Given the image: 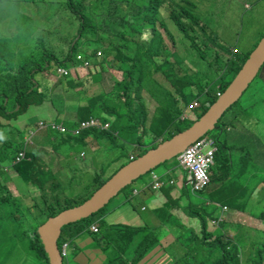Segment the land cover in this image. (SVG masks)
Returning <instances> with one entry per match:
<instances>
[{
    "label": "trees",
    "instance_id": "16d2710c",
    "mask_svg": "<svg viewBox=\"0 0 264 264\" xmlns=\"http://www.w3.org/2000/svg\"><path fill=\"white\" fill-rule=\"evenodd\" d=\"M37 1H42L51 8L49 21L51 22L50 30H52L46 33L44 25L35 28L37 33H42L40 40L37 41L38 44H55L68 40L70 44L62 57L63 61L68 62L74 58L75 64L80 65L94 58L95 64L101 66V70L94 73L101 75V78L108 71L107 65L116 69L113 74L121 75L120 80L114 79L109 94L101 91L89 97V100L88 97H83L86 96L84 91L77 90L78 87L81 88L82 81L70 74L66 75L69 79L65 81L66 86H70L69 89L73 90L70 94H73L74 103H78V111L83 116L82 118H87L90 114L104 122L110 119L111 127L107 130H96L94 137L98 139L102 134L114 142L118 137L125 140L123 137L125 133H134L135 130L142 128V135L138 137L139 141L132 142L140 146L141 138L144 141L143 138L149 133L154 135L152 129L157 128V124L164 130L173 124L178 126L180 123H186L184 128L190 126L195 120L177 122L181 113L178 108L179 101L182 100L188 105L193 100L204 96L206 102L201 103L198 108L202 109L197 116L198 119L208 110L207 103H212L218 98L216 88L219 86L224 91L228 87L260 40L247 53L239 47L236 48L237 53L232 50L233 56L225 60L222 74H219L212 82L207 80L203 84L200 78L202 72L198 64L200 52L202 47L208 44V39L215 43L213 38H217L218 34H214L209 25L204 24L196 13L188 9L192 3L191 0H17L16 2L0 0V5H5L7 8L15 7L19 10L22 5ZM59 17L62 20L56 21ZM195 20L196 23L193 22ZM147 33L150 34L149 37L142 39L141 35ZM27 38L30 41V30ZM74 40L76 41L73 44ZM95 44L98 46L94 48ZM192 53L197 56L194 66L185 62L186 56ZM110 56L113 58L110 59ZM26 57L25 62L11 77L16 92L12 110L4 104V99L0 102V113H9L10 116L19 114L33 100L40 103L45 97L43 86L40 85V81L39 83L34 81V76L48 69L47 65L50 60L58 62L59 57L53 51L46 49L29 50ZM46 60L49 61L45 63ZM4 67L7 72L12 70L7 65ZM66 67L70 68V66ZM159 71L165 75L170 86L166 87L152 79L153 73ZM226 76H230V79L226 80ZM255 80L261 81V85L255 91L250 90L249 96L258 93L261 88L264 89V64L252 83ZM59 83L58 88H61L63 81L60 79ZM251 84L233 105L243 98ZM157 85V92L153 93ZM191 88L197 89V92ZM143 92L158 103L155 115L149 122L150 130L146 129L149 110ZM51 93H57L55 87ZM260 100L264 101V94ZM256 101L245 104L244 108L235 109L232 112L234 115L230 118L237 122V127L234 128L237 132L232 135L233 141L237 137H245L243 134H246L244 129L247 127L244 120L253 118L251 109ZM17 106L19 109H16ZM86 109L89 114L85 112ZM230 126H232L231 123ZM181 130L183 128L177 129V131ZM123 131L126 132L123 133ZM221 131L216 136V140L222 143L221 149L227 145L231 150L233 146L228 145V141L222 138L225 135L223 136L224 130L221 129ZM54 133H56L55 137L59 136L58 140L62 136L70 142L72 144L70 148H75L78 143H86V134L74 135L70 132L58 134L56 130ZM208 134L214 136L213 130ZM151 146L153 148L157 144L152 142ZM24 149L26 145L22 138L21 142L14 145H7V143L0 145V259L5 262L7 256L14 253L18 255V260L13 264H50L49 256L38 233L39 226L50 216L85 201L95 189L99 188L127 162L110 175L106 174V170L94 172L93 183L86 186L85 195L73 204L70 197L62 196L63 179L47 170L40 155L41 148L26 150L25 159L16 161V155ZM262 155L264 157V152ZM228 163L231 165L230 157H228ZM7 165L12 166L19 173L18 178H21V181L17 179L20 190L18 195H14L8 185L11 176L8 170H5ZM78 166L79 163L74 168ZM75 174L76 172L72 177ZM50 176L55 179V182L49 178ZM80 179L79 176V181ZM205 190H202L200 194L206 192ZM183 194V200L187 197V200H191L189 190ZM22 196L31 199L33 203L25 204ZM129 196L130 194L127 195ZM209 200V198H204L201 203L185 201L182 206L183 211L188 216L200 220L201 230L200 233H195L192 229L181 225L184 232L175 235V240L171 244L163 238L162 231L164 224L168 221L170 210L173 208V201L165 202L162 208H156L157 213L166 210V215L162 217L165 219H161L162 227L151 229L148 225L145 226L143 232L135 231V225L109 223L103 217L83 222L88 219L87 217L69 223L62 228L58 245L61 249L66 242L68 245L73 244L74 248L63 256V264H75V256L86 249L88 242L89 248L97 249L96 251H99L97 254H102L98 256L99 263H93L90 260L88 264H156L154 257L170 259L173 264H263L261 261L264 258L262 256L264 242L257 244L255 257L249 255L245 261L240 254L242 252L241 239L234 241L232 238H226L223 232H213L209 227V222L213 219L211 211L214 213L216 208L208 210ZM226 200L228 199H223L224 202ZM232 204V202L228 203L230 206H233ZM262 216L264 217V211L260 218ZM96 220L100 222L97 232L91 230V225ZM187 232L191 236H187ZM81 235L82 238H80ZM244 236L247 237V235ZM77 240L80 242L78 243ZM198 247L202 248V255H205L203 260L195 252V249L199 251Z\"/></svg>",
    "mask_w": 264,
    "mask_h": 264
},
{
    "label": "rangeland",
    "instance_id": "374dc122",
    "mask_svg": "<svg viewBox=\"0 0 264 264\" xmlns=\"http://www.w3.org/2000/svg\"><path fill=\"white\" fill-rule=\"evenodd\" d=\"M9 1L16 2L17 0ZM191 1L192 3L188 6V9L196 13L204 24L209 25L214 34H218L217 38H213L215 43L208 39V44H212V46L202 47L200 52L201 55L199 56L200 60L198 61V64L200 65V72H202L200 74V78L203 80L204 84L207 80L212 82L219 74H222V67L224 66L226 52L228 51L229 46L234 45L236 48L241 47L242 50H245V53H247L249 52L248 50L263 37L264 0ZM50 15L51 8H49L46 3L43 4L42 1L22 5L19 10L15 7L7 8L5 5H0V102L5 99L4 104L7 105L8 109L12 110L11 108L13 107L16 92L14 90V83L11 80V77L12 74L17 72L18 68L25 62L26 58H29L28 55L26 57L27 51L46 49L53 51L59 57L58 62H53L52 60L48 62L49 60H46L45 63L48 62V69H45L42 73H37L36 76H34V81L38 83L40 81V85L44 88V101L39 103L38 101L33 100V102H31L25 110L13 116H10L9 113H0V145L3 143H7V145H14L19 141L21 142L22 138L25 142L26 150H35L38 147L41 148L42 151L39 153L47 167V170L50 173L57 174L61 179H63L62 196L70 197L72 203L76 204L80 198L85 195L87 191L86 186L91 182L93 183L95 171L99 172L101 170H106L107 174H111L123 163L131 161L127 158V153L130 149L128 143L139 141L138 137L142 135V128L135 130L134 133H125L126 131H123V133H125L123 135L125 140L122 137H118L116 140L118 143L117 145H113L112 141L104 137L102 134L99 135V139H90L84 144L78 143L75 148H70L72 144L67 142L64 137L60 136V140H58L59 136L55 137L56 133H54V130H56L58 134L68 132L72 133V130L80 128L81 121L85 119L82 118L83 116L81 114H79L78 103H74V97L70 94L73 90L69 89L70 86H66L65 81L69 78L59 72V67H71L69 68L71 71L69 74L73 77L78 76V80L83 82L79 90L84 91L86 96L83 97H88V100L89 97L101 91L109 94V90L114 84V79L116 76L121 75L113 74L116 69L107 65L109 72H105L101 78V75L94 73L101 70L100 65L96 67L94 66V63H92L90 71L87 73V69H84V67H82L81 71L77 69L78 66H76L74 58L68 62L63 61L62 57L68 50V44H70L68 40L59 41L55 44H38L37 41L40 40L42 33H37L35 28L40 25H44L46 27V33L52 31L50 30ZM61 20V17H59L56 21ZM193 22L196 23V20ZM15 23H17V25ZM29 30L30 41H28L27 38ZM149 35V33L141 35V38H148ZM75 41L76 40L73 41V44ZM97 46L98 44H95L94 48ZM112 58L113 56H110V59ZM194 59L195 57L192 53L186 56L185 62L190 64ZM5 65L12 68L11 71L8 70L9 73L5 70ZM60 79L63 81L61 88L64 90V95L63 90L58 88L60 85ZM152 79L158 83H161V80L165 86H169L168 80L162 74L153 73ZM225 79L229 80L230 76H226ZM260 85L261 81L255 80L243 98L237 104H232L233 106L231 105V108L229 107L230 109L226 111L220 122L217 123L216 129L213 130L215 137L222 132L221 129L224 130L223 134L225 135V131L227 130L226 127L227 125H230V123L233 129L237 127V122L231 120L230 118L231 115H234L232 112L235 109L244 108L245 104H249L257 100L251 109L252 113L255 115L252 119L250 118L248 120H244L247 127L244 131L248 132L251 129L252 132L260 137L259 141L261 138L264 139V101L260 100L261 96L264 94V89L261 88L260 91L253 96L248 95L250 90L255 91ZM54 87L57 93H52L51 95V91ZM205 87H207V84H205ZM38 89L42 93L39 87ZM157 89L158 85L155 90H153V93L157 92ZM191 89L194 92H197V89ZM218 92L221 94L218 95ZM216 94L220 97L223 92L217 87ZM175 96H177V94H175ZM144 97L146 98V94ZM47 98H49L51 102L47 101ZM149 99H144L145 103L149 110H154L156 103ZM51 104H53L55 108L51 107ZM207 105L208 107L211 106L210 103H207ZM182 106L185 105L182 104ZM16 109H19V106H17ZM201 110L202 109H198L197 112H200ZM85 112L88 113V110L86 109ZM93 115H96V113H93ZM89 116L91 115L89 114L88 117ZM151 119L152 117L150 120ZM41 122L44 125H42ZM157 125V128L152 129L154 134L158 136L155 144L169 138L172 133L178 132V128L185 129L184 127L186 126V123H180L170 132H168L167 129L164 130V128L159 124ZM61 126H64L67 130L65 132L62 131ZM96 130H102V128L98 126L82 129V134H86V137L93 138ZM159 134H161V136H159ZM162 135L164 138H161ZM230 135H233L232 132H230ZM257 135L252 136V138L257 137ZM159 138L161 139L159 140ZM143 140L145 144H150L152 141L151 137L148 135L143 138ZM49 141H51V143H49ZM140 141H142V138ZM256 143H254L256 145H253L252 147L259 144V142ZM220 145L222 144L216 140L217 152L215 159L218 153H221V158L227 163L226 157H230L233 153L228 154L224 147L221 149ZM151 148L152 146L146 148L145 151H148ZM139 152H141V149ZM117 157L120 158V161L116 163L115 159ZM239 157V154L234 155L233 161L236 162ZM77 163H79L78 168H74ZM217 164L218 162L215 160L213 169L210 171L211 183L212 178L215 177V166ZM260 166L261 169L264 168V161L260 163ZM154 169L158 172L164 171V179L167 185L169 184L170 178H174L178 184H181L184 180H189L187 177L189 175L188 171L184 170L178 164L176 158L168 159L157 165ZM5 170H8L7 172L11 176V192L14 195H18L20 190L17 187L16 180L19 173L9 165H7ZM74 172H76V174L72 177ZM151 173L152 172H147L135 179L131 184L127 185L116 196H114L110 202L102 208V210L95 212L96 214L94 213V216H92V214L88 217V219H85V221L83 220V222L103 217L109 223H125L135 225V231L137 232H143L146 228L145 226L148 225L151 229L162 227V220L165 219V217L162 218L161 221H158L154 217L151 212H153L154 207H157V201L151 194L152 191L150 189H144L150 186ZM79 176L81 178L80 181ZM49 178L55 182V179H52V176ZM231 179L232 178L227 179L226 177H222L220 182L223 184ZM18 181H21L20 177L18 178ZM186 186L185 191H190V183ZM232 186L233 188H227L224 190L221 197L223 199H228L232 203H235L237 199L242 198V200L247 203L246 207L251 206L250 208L253 215H249L247 212L244 213L239 209H230L229 211L224 210L227 207L224 206L223 209L221 206L213 203L212 199L207 202L208 210L213 207L216 208L214 213L211 211L213 218L211 222L213 224V232H223L226 238H232V240L237 241L235 237L237 225L243 227V232L247 235V240L246 242H243V244L241 243L242 252L240 254L246 261V258L249 255L252 257L255 255L257 244L264 242V217L262 216V218H260L261 213L264 211V197L262 200L263 202L257 204L259 200L257 191H248V194H245V190L238 188V179H234V184H232ZM29 189H31V186H29ZM97 189H95L93 193ZM133 189L140 190L139 195L134 196L132 200H129L130 198L126 199L128 194H132ZM143 190H146L147 192V194H145L146 197L141 195ZM205 191L206 192L203 194L192 193L189 197L191 200H188L187 202L189 203L193 201L194 203H201L204 198H211V188ZM147 197L151 198V200L144 199ZM22 198L25 204L33 203L31 199L24 196H22ZM187 198L185 200H187ZM125 200L127 203L123 204ZM142 206H144L145 209H143ZM233 207L234 205L231 206V208ZM220 210L225 211L224 214H222V218H220ZM238 213L244 214L245 219L243 222H240L237 218ZM130 215L134 216L137 220L140 218L143 220L140 222H129L128 218ZM94 222H96L97 225L100 224L98 220ZM259 223H261L260 226H258ZM181 225H185L187 228L192 229L195 233H200L201 223L198 218L188 216V214L182 210V206L173 207L170 210L168 221L164 224V229L162 231L163 238H165L169 244L175 240V235L179 234V232H184L183 228L181 229ZM187 236H191V234L187 232ZM82 237L83 236L81 235L80 238ZM88 240H90V238ZM77 242L79 243L80 241L77 240ZM87 245L90 246L89 242ZM88 246L85 250L75 256L74 259L78 264H88L90 260L93 261V263H99L98 256H101L102 254H97L99 252L96 251L97 249L89 248ZM73 248L74 245L70 244L68 252H70ZM201 249V247H198L199 251L195 249V252L198 253L200 259L203 260V256L205 255H202ZM262 256H264V252H262ZM16 260H18V255L12 253L7 256L5 262L0 259V264H13ZM153 260L156 264H173L170 259L165 260L162 257H154ZM261 262L264 264V258Z\"/></svg>",
    "mask_w": 264,
    "mask_h": 264
},
{
    "label": "crops",
    "instance_id": "0c3cea01",
    "mask_svg": "<svg viewBox=\"0 0 264 264\" xmlns=\"http://www.w3.org/2000/svg\"><path fill=\"white\" fill-rule=\"evenodd\" d=\"M169 46L171 45V44H168ZM212 46V44H205L203 47H209V46ZM234 51L235 52V50H236V52L235 53H237V49H236V47L234 46V45H231V46H229V49H228V51L226 52V59L227 58H230L231 56H233V54H231V51ZM240 50H242V48L240 47ZM98 54L100 55V51L98 52ZM194 57H195V59H196V55L194 54L193 55ZM92 59V61L91 60H86L84 63H81L80 65H76V66H78L77 67V69H79V71H81L82 70V67H84V69H87V73H89V71H90V67H91V65H92V63H94V66H98V65H96L95 64V59L94 58H91ZM192 60L191 61V66H194V62L196 61V60ZM194 69H195V67H193ZM162 74L164 77H165V75L162 73V72H157V74ZM82 75L84 76V74L82 73ZM78 77V76H77ZM77 77H74V78H77ZM116 78L117 79H121V76H116ZM233 80V79H232ZM160 84H162V85H164L165 86V84L160 80ZM95 85H98V84H95ZM170 86V85H169ZM167 87V86H166ZM218 88H219V86H218ZM62 89V88H61ZM78 89H80V87H78L77 88V90ZM63 90V89H62ZM219 90H221L220 88H219ZM222 92H224L223 90H221ZM98 93H100V92H98ZM98 93H96V94H98ZM146 94V98H148L149 99V95L147 94V93H145V92H143V96ZM51 95H52V93H51ZM63 95H64V90H63ZM71 95H73V94H71ZM216 96L218 97V95L216 94ZM36 97H38V96H36ZM145 97H144V99H146ZM53 99V98H52ZM218 99V98H217ZM216 99V100H217ZM47 101H50L49 100V98H47L46 99ZM54 100V99H53ZM149 100H152L153 102H155L156 103V106H155V108H154V110H149V108H148V110H149V113H148V116H149V120H150V118L152 117H154V115H155V112H156V109H157V107H158V103H157V101L154 99V98H151L150 97V99ZM215 100V101H216ZM41 101H44L43 100V98L41 99ZM195 101H197V106L195 107V108H190L189 107V105L190 104H192L193 102H195ZM214 101V102H215ZM51 102V101H50ZM203 102H206V98L204 97V96H202V98H198V99H195V100H193L190 104H185L182 100H180L179 101V103H178V108H179V110L181 111V113L179 114V118L177 119V122H180V121H186V120H196L197 119V116H198V114L200 113V112H197V109L198 108H200V106H201V103H203ZM214 102H212V103H210L211 105L214 103ZM182 104H184L185 106H182ZM51 107H53V108H55L54 106H53V104H51ZM193 109V110H192ZM227 111V110H226ZM225 111V112H226ZM224 112V113H225ZM62 115V114H61ZM224 115V114H223ZM222 115V116H223ZM252 115L254 116L255 114L254 113H252ZM91 117H94V118H96V119H99L102 123H105L103 120H101L100 118H98V117H96V116H90V117H87V118H85V119H89V118H91ZM85 119H83V120H85ZM221 119V118H220ZM107 122H109L110 123V119H109V121H107ZM220 122V120L218 121V123ZM250 123V122H249ZM228 126H230V125H227V127H226V131H225V137H222V138H224V139H226V141H228V145H231V146H233L232 148H231V150H229L228 149V147H227V145H226V147H224L225 148V150L228 152V154L230 153H233L231 156H230V164L231 165H229V163H228V156L226 157V159H227V163L224 161V159H222L221 158V153H218V155H217V157H216V159L215 160H217V162H218V164L215 166V177L214 178H212V183L210 184V186L208 187V188H211V194H210V196H211V198H209V199H212L213 200V202L214 203H216L217 205H219V206H221L222 208L225 206V207H227L226 209H224V210H227V211H229L230 209H239V210H242L244 213H246L247 212V214H249V215H253V213H252V211H251V206H249V207H246V202H244V200H242V198H239V199H237V201L235 202V203H233V205L235 206V207H233V208H231V206L230 205H228V203H230L228 200H226V202H224L223 201V198L221 197V194H222V192L224 191V190H226L227 188H233V186H232V184H234V179H238V184H239V186H238V188H240V189H243V190H245V194H248V191H251V192H254V191H257V193H258V195H259V200H258V202H257V204H259V203H262L263 201V197H264V168L263 169H261L260 167V163L261 162H263L264 161V157H262L263 155H262V152H264V139L263 138H261L260 139V141H259V136L257 135V134H255L254 132H252L251 131V129L248 131V132H246V134H243L245 137H243V138H235V140L233 141L232 139V136L230 135V132H232V134L233 133H235V132H237V131H235L234 129H233V127H228ZM41 127H43V126H41ZM92 127H98V125H96V126H92ZM111 127V123H110V126L108 127V128H102V129H109ZM177 127V124H173V125H171L169 128H167V130H168V132H170L173 128L175 129ZM77 129H79V132L77 133V134H74L73 132V134L74 135H81L82 134V129H86V128H77ZM146 129L147 130H150L149 129V121H148V123H147V126H146ZM179 132V131H178ZM178 132H176V133H178ZM154 133V132H153ZM176 133H174V134H176ZM173 134V135H174ZM172 135V136H173ZM255 135H257V137H253L252 138V136H255ZM87 136H89V135H87ZM148 136H150L151 137V139H152V141H151V143L153 142L154 144L156 143V140H157V138H158V136L156 135V134H152V133H149L148 134ZM159 136H161V134H159ZM171 136V137H172ZM213 136V135H212ZM223 136H224V134H223ZM93 137V136H92ZM161 138H164V136L162 135V137ZM161 138H159V140L161 139ZM170 138V137H169ZM213 138L214 139H216V137L215 136H213ZM90 139H94V140H97V138H95V137H93V138H91V137H85V141H88V140H90ZM99 139V138H98ZM168 139V138H167ZM117 140V139H116ZM166 140V139H165ZM111 141H112V143H113V145H117L118 143L117 142H114L112 139H111ZM162 141H164V140H162ZM161 141V142H162ZM256 142H259V144L257 145V146H255V147H252L253 145H256L257 143ZM87 143V142H86ZM151 143L150 144H145L144 143V141H141V145L139 146V145H137L136 143H128L129 145L128 146H130V149H129V151H128V153H127V158L129 159V160H133V159H135L137 156H139V155H141V154H143L144 152L143 151H145L146 150V148H149L150 146H151ZM254 143H256V144H254ZM159 144V143H158ZM157 144V145H158ZM222 144V143H221ZM251 145V146H250ZM140 149H141V152H139L140 151ZM81 151H83V150H81ZM143 152V153H142ZM146 152V151H145ZM220 152H221V149H220ZM237 154H239V159L235 162V161H233V156L234 155H237ZM259 154V155H258ZM173 158H176V161L178 162V164L180 165V163H179V160H178V157L177 156H175V157H173ZM120 161V158L119 157H117L116 159H115V162L117 163V162H119ZM128 162H130V161H128ZM127 162V163H128ZM126 163V164H127ZM125 165V164H124ZM214 165V164H213ZM213 165H212V167H211V170L213 169ZM123 166V165H122ZM121 166V167H122ZM181 166V165H180ZM120 167V166H119ZM118 167V168H119ZM120 167V168H121ZM117 168V169H118ZM119 168V169H120ZM118 169V170H119ZM117 170V171H118ZM253 170V171H252ZM116 171V172H117ZM153 172V173H155V174H157L158 175V177H159V179L163 182V185L160 187V188H158V189H154V188H152L151 186H148V188H144V189H150L151 191H152V195H153V197L156 199V201H157V204L159 205H157V207H154L153 208V212H151V213H153V215H154V217L158 220V221H161V219H162V217L163 216H165L166 214V210H162V211H158V213L156 212V208H162L163 207V205H164V203L165 202H169V201H173L174 202V204H173V207H181V206H183L184 205V203H185V201L187 202L188 200H183L182 199V197L184 196V192H185V187H187L186 185L189 183L187 180H184V182H182L181 184H178L177 183V181L174 179V178H170L169 179V184L167 185L166 184V181H165V179H164V177H165V175H164V171H161V172H158V171H156L154 168L153 169H151V170H149L148 172ZM96 172V171H95ZM115 172V173H116ZM107 174V173H106ZM107 175H110V174H107ZM151 177H152V173H151V175H150V181H151ZM188 177V179H189V175L187 176ZM222 177H226L227 179H229V178H232L231 180H228V181H226L225 183H223V184H221V182H220V179L222 178ZM18 179V178H17ZM17 181V180H16ZM107 181V180H106ZM105 181V182H106ZM11 182L12 181H10L9 183H8V185H9V187H10V184H11ZM133 182V181H132ZM17 187H18V183H17ZM135 191H136V193H135ZM139 192H140V190H136V189H133V191H132V194H130V196L129 197H126V199H129V200H132L133 198H134V196H136V195H139ZM190 193L192 194V192H191V190H190ZM145 194H147V192H146V190H143L142 192H141V195L143 196V197H146L145 196ZM217 197H218V199H217ZM216 198V199H215ZM144 199H149V200H151V198H149V197H147V198H144ZM222 200V201H221ZM152 202H154V201H152ZM127 203V201L125 200L124 202H123V204H126ZM222 203H224V205H221ZM142 208L143 209H145L144 208V206H142ZM183 210V209H182ZM224 210H220V214H221V216H220V218H222V214H224ZM239 212V211H238ZM237 218L239 219V221L240 222H243L244 221V219H245V216H244V214L243 213H238V215H237ZM150 219V218H149ZM192 219V218H191ZM141 220H143L142 218H140V219H136L134 216H132V215H130L129 216V218H128V221L129 222H140ZM212 221H210L209 222V227L210 228H212V230H213V224L211 223ZM93 223H96V222H93ZM260 224L261 223H259L258 224V226H260ZM257 226V227H258ZM259 228V227H258ZM176 233V232H175ZM244 235H246V234H244V232H243V227H240V225H237V229H236V234H235V237H236V239H241V241H242V244H243V242H246V240H247V237H245ZM174 236V235H173ZM175 237V236H174ZM202 253V252H201ZM85 257V256H84ZM84 257H83V259H84Z\"/></svg>",
    "mask_w": 264,
    "mask_h": 264
},
{
    "label": "water",
    "instance_id": "95a60500",
    "mask_svg": "<svg viewBox=\"0 0 264 264\" xmlns=\"http://www.w3.org/2000/svg\"><path fill=\"white\" fill-rule=\"evenodd\" d=\"M264 64V36L251 51L242 68L230 82L223 94L190 126L160 142L145 153L123 165L92 195L80 204L68 207L50 216L38 228V233L49 256L50 264H63L58 245L62 228L102 209L110 200L132 181L155 168L160 163L180 154L189 144L216 129L224 112L239 100Z\"/></svg>",
    "mask_w": 264,
    "mask_h": 264
},
{
    "label": "built area",
    "instance_id": "2783aa9c",
    "mask_svg": "<svg viewBox=\"0 0 264 264\" xmlns=\"http://www.w3.org/2000/svg\"><path fill=\"white\" fill-rule=\"evenodd\" d=\"M60 73L67 74L68 71L65 68L58 69ZM221 93L218 92V95ZM197 101L189 105L190 108H195ZM42 123V122H41ZM42 125H44L42 123ZM98 125L101 128H108L109 122L102 123L99 119L91 117L89 119L82 120L80 123L81 128H89ZM62 127V131H66L67 128ZM74 134L79 132V129L72 130ZM217 152L216 139L211 136H202L190 145H188L178 156L181 167L188 171L189 180L192 193H199L208 188L211 184V167L215 162V155ZM26 157V149L19 151L16 160L20 161ZM163 185V182L159 179L158 175L152 172L150 186L154 189H158ZM206 188V189H207ZM136 193V191H135ZM91 229L98 231L99 227L96 223L91 225ZM66 245L63 247V254H66Z\"/></svg>",
    "mask_w": 264,
    "mask_h": 264
},
{
    "label": "clouds",
    "instance_id": "9594fccd",
    "mask_svg": "<svg viewBox=\"0 0 264 264\" xmlns=\"http://www.w3.org/2000/svg\"><path fill=\"white\" fill-rule=\"evenodd\" d=\"M263 36H264V35H263ZM78 57H80V56H78ZM59 68H65V69H67L68 73H67V74H64V73H63L65 76L68 75V74L71 72L70 69H69L68 67H59ZM70 68H71V67H70ZM201 116H202V115H201ZM201 116H200V117H201ZM196 120H197V119H196ZM64 132H65V131H64ZM207 135L213 137L212 135L205 134V136H207ZM203 136H204V135H203ZM201 137H202V136H201ZM198 139H199V138H198ZM192 143H193V142H192ZM189 145H190V144H189ZM179 155H180V154H178L177 157H178ZM16 157H17V155H16ZM24 159H25V158H24ZM16 161H17V160H16ZM17 162H18V161H17ZM151 172H152V171H151ZM190 190H191V187H190ZM199 193H200V192H199ZM193 194H194V193H193ZM92 224H93V223H92ZM98 227H99V226H98ZM91 230H92V229H91ZM93 231H94V230H93ZM95 232H97V231H95ZM59 238H60V237H59ZM59 238H58V240H59ZM65 244H67V245H66V254H63V247H64ZM64 245H63V247L60 249V250H61V253H62V256H66V255H67V253H68V248H69L68 243L65 242Z\"/></svg>",
    "mask_w": 264,
    "mask_h": 264
}]
</instances>
